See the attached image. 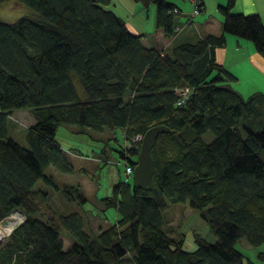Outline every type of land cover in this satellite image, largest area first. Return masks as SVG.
Returning <instances> with one entry per match:
<instances>
[{
    "label": "trees",
    "instance_id": "obj_1",
    "mask_svg": "<svg viewBox=\"0 0 264 264\" xmlns=\"http://www.w3.org/2000/svg\"><path fill=\"white\" fill-rule=\"evenodd\" d=\"M12 1L33 13L9 23L0 18V221L18 210L26 218L6 231L0 264H254L235 244L246 238L252 247L264 245V94L245 99L235 91L229 83L237 78L216 62L215 50L230 34L264 56L261 16L234 13L237 0H225L221 35L163 52L147 48L142 35L107 8L112 0ZM134 1L156 7V28L166 38L179 33L173 0ZM203 7L200 0L199 14ZM183 86L192 94L179 106L175 90ZM24 109L36 119L26 147L9 131L10 117ZM163 125L170 131L152 149V186L143 190L121 178L114 183L101 201L118 217L97 235L86 232L77 212L58 216L48 207L49 195L35 188L44 179L59 190L46 175L50 166L73 172L57 139L60 126L99 134L120 129L127 144ZM207 132L214 138L206 143ZM140 144L119 150L134 169ZM64 191L70 201L87 203L79 185ZM167 199L200 210L217 240L194 231L196 249L185 250L184 236L164 228ZM64 230L73 239L67 250Z\"/></svg>",
    "mask_w": 264,
    "mask_h": 264
},
{
    "label": "rangeland",
    "instance_id": "obj_2",
    "mask_svg": "<svg viewBox=\"0 0 264 264\" xmlns=\"http://www.w3.org/2000/svg\"><path fill=\"white\" fill-rule=\"evenodd\" d=\"M178 2L180 0H173ZM182 1V0H181ZM208 15L216 16L213 14L218 12L219 4L214 0L209 1ZM128 9V12L134 16V23L144 22L146 27L153 24L155 20L156 7L153 5L151 8L145 9L141 4L135 3L133 0H112L107 6L108 9L116 12L123 18V8ZM133 7V8H132ZM122 8V9H121ZM122 11V12H121ZM32 10L12 0L0 3V18L5 22H14L20 17L30 16ZM220 14V13H219ZM129 29L137 32L132 28V22L129 21ZM241 84L249 86L248 77L241 73ZM74 85H76L79 95L83 98L86 97L83 86L81 85L77 75L73 77ZM29 112L28 109H24ZM16 110L10 117L9 131L10 135L16 139L24 147L27 146L26 134L28 127L31 125L29 116L20 118L22 111ZM73 126H60L57 134L63 149L66 152V158L72 166L73 172L64 173L57 171L54 166H50L46 172L47 177L53 178L59 190L51 183L45 182L40 179L36 185V189H41L49 195L48 207H52L58 216L62 214H70L77 212L83 216L84 223L86 224L85 230L87 233L97 235L100 228L104 229L113 225L118 217V211L114 208H107L101 201L104 197L112 195L113 184L124 178V162L126 161L120 157L119 152L127 147L126 139L123 136V131L120 129L109 131L105 130L102 133H95L90 129ZM214 135L207 132L204 136L205 142H211ZM105 149L101 154L100 151ZM120 150V151H119ZM105 157V158H104ZM264 157V154H263ZM107 159V160H104ZM138 160V158H137ZM106 161H108L106 163ZM121 178V179H120ZM133 178L130 179V182ZM79 185L87 198V203L80 205L79 203L69 200L70 196L64 191L66 185ZM168 205L163 212L164 228L173 237L179 235L184 236V248L188 251L196 249L194 239V231L202 234L210 243L217 240L216 236L210 232V228L200 216V210H194L188 203L174 204L167 199ZM14 213V212H13ZM16 215H11L8 219L0 222V230L5 234L6 231L12 232L19 224L25 220V215L21 211H15ZM19 213V214H18ZM16 216V218L12 217ZM19 217V219H17ZM22 219V220H20ZM20 221V222H19ZM63 245L65 250L72 247L73 239L67 230L61 232ZM9 237H6L0 243L3 246ZM235 247L245 253L253 263L264 264V259L256 257L260 252H264V245L260 247H252L246 238L241 239L235 244ZM247 264V263H246ZM255 264V263H254Z\"/></svg>",
    "mask_w": 264,
    "mask_h": 264
},
{
    "label": "crops",
    "instance_id": "obj_3",
    "mask_svg": "<svg viewBox=\"0 0 264 264\" xmlns=\"http://www.w3.org/2000/svg\"><path fill=\"white\" fill-rule=\"evenodd\" d=\"M134 1V0H133ZM204 4V10L200 12L198 16L193 17V21L187 23V20L192 17V5L188 0H180L174 2L179 9V23H182L181 31L174 37L166 38L162 29L156 28V17L153 24L146 27L144 22L134 23V16L128 12V9L123 8V19L127 22L129 27V21L132 22V28L137 32L136 34L142 35L143 44L149 48L153 47L159 51L167 52L173 45H179L181 43L196 42L206 35H221L223 33V16L213 11L216 16L208 15L209 1L202 0ZM135 2V1H134ZM219 7L221 4L225 5V0H214ZM137 3V2H135ZM121 8V9H122ZM133 8V7H132ZM151 7L147 8L148 10ZM146 9V8H145ZM234 13H246L254 14L258 13L264 23V0H237L236 5L232 10ZM156 15V14H155ZM120 16V15H119ZM121 17V16H120ZM122 18V17H121ZM226 35V44L223 48H217L215 50L216 62L223 67H226L232 75L237 78L235 81L230 82V86L245 99L261 92L264 94V56L260 55L255 46L247 39H242L236 35ZM241 73L248 77L249 86L247 87L241 84ZM20 118L29 116L30 126L35 124L32 113L27 110L22 111ZM28 127V128H29ZM262 253V252H261ZM264 257V252L262 253ZM258 257V255L256 256ZM264 259V258H263ZM255 264H258L254 262Z\"/></svg>",
    "mask_w": 264,
    "mask_h": 264
},
{
    "label": "water",
    "instance_id": "obj_4",
    "mask_svg": "<svg viewBox=\"0 0 264 264\" xmlns=\"http://www.w3.org/2000/svg\"><path fill=\"white\" fill-rule=\"evenodd\" d=\"M170 130L166 126H153L143 135L141 149L133 173L134 186L140 189H150L154 182L155 166L153 156H151L154 144L160 135L168 133Z\"/></svg>",
    "mask_w": 264,
    "mask_h": 264
},
{
    "label": "built area",
    "instance_id": "obj_5",
    "mask_svg": "<svg viewBox=\"0 0 264 264\" xmlns=\"http://www.w3.org/2000/svg\"><path fill=\"white\" fill-rule=\"evenodd\" d=\"M188 1L190 2V4L193 7L192 12H191V16H197L199 14V11H200V0H188ZM180 31H181V27L177 29V32H180ZM175 91H176V94L179 98V100L177 101L179 106H182L186 102V100L189 99V96L192 94V90L188 86H183L182 88H177ZM142 138H143V135L142 136L141 135L135 136L134 138H132V140L127 142V144H126L127 148L129 150L134 149L135 144H137L139 142L141 143ZM123 165L125 168V171H124V177L125 178L124 179H125V181L130 182V179L132 178L133 173H134V167H132L130 164H128L127 161H125ZM11 215H8V217H10ZM8 217L6 219H8ZM0 222H2V221H0Z\"/></svg>",
    "mask_w": 264,
    "mask_h": 264
},
{
    "label": "bare ground",
    "instance_id": "obj_6",
    "mask_svg": "<svg viewBox=\"0 0 264 264\" xmlns=\"http://www.w3.org/2000/svg\"><path fill=\"white\" fill-rule=\"evenodd\" d=\"M14 218H16V216H12ZM19 219V217L17 218ZM21 220V219H20ZM20 222V221H19ZM6 237V234H4L1 230H0V243L2 242V240H4V238Z\"/></svg>",
    "mask_w": 264,
    "mask_h": 264
}]
</instances>
